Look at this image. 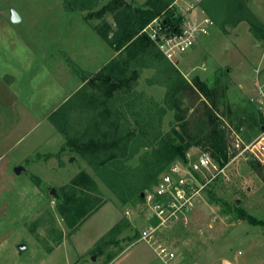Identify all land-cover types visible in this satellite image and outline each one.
I'll use <instances>...</instances> for the list:
<instances>
[{
	"label": "rangeland",
	"instance_id": "obj_1",
	"mask_svg": "<svg viewBox=\"0 0 264 264\" xmlns=\"http://www.w3.org/2000/svg\"><path fill=\"white\" fill-rule=\"evenodd\" d=\"M246 1L0 0V80L17 95L15 104L10 96L3 103L13 106L14 126L24 131L30 124L23 120L25 110L45 118L21 145L28 154L20 163L23 172L9 169L0 184L6 212L0 231L8 232L0 243V264H69L65 246L50 252L69 241V228L81 225L83 216L103 206L104 214L80 227V244L100 232L116 207L144 214L143 192L176 160L158 161L163 139L188 144L193 154L203 149L213 153L207 140L211 108L227 147V177L205 194L188 226L163 231L178 229V234L164 233L186 260L264 264V163L235 147L264 135V129L253 127L254 115L264 116V43L252 41L260 38L248 21L252 15L264 30V9L245 3L242 10L239 4ZM152 4L163 7L156 19L169 32L164 17L180 28L205 16L213 24L187 53L171 60L152 41L142 52L115 53L102 37L106 24L116 29L111 9ZM12 10L18 22L11 21ZM90 49L102 50L103 57L96 59ZM111 60L124 71L120 87L112 90L102 80ZM82 80L84 86L52 112ZM180 81L184 90L174 91ZM200 86L214 91L216 106H210ZM9 116L12 126L14 114L9 111ZM236 208L263 224L241 219ZM122 227L116 225L99 243L104 262L130 246L142 230L120 235ZM179 235L188 242H180Z\"/></svg>",
	"mask_w": 264,
	"mask_h": 264
},
{
	"label": "built area",
	"instance_id": "obj_2",
	"mask_svg": "<svg viewBox=\"0 0 264 264\" xmlns=\"http://www.w3.org/2000/svg\"><path fill=\"white\" fill-rule=\"evenodd\" d=\"M212 24V20L205 16L200 21L190 19L179 31L169 32L159 19H155L142 29L141 34H145L171 60L187 53L201 36L209 33ZM235 147L264 163V135L250 145L244 147L238 142ZM227 168V164L221 166L211 151L205 149L196 154L187 151L184 158L176 159L142 194L141 204L147 224L142 228L139 240L154 247L164 261L174 260L175 253L161 241L159 233L176 225L188 226V218L204 202L205 194L218 181L225 180Z\"/></svg>",
	"mask_w": 264,
	"mask_h": 264
},
{
	"label": "crops",
	"instance_id": "obj_3",
	"mask_svg": "<svg viewBox=\"0 0 264 264\" xmlns=\"http://www.w3.org/2000/svg\"><path fill=\"white\" fill-rule=\"evenodd\" d=\"M248 3V6L250 4H255V7L257 9H264V0H250ZM205 12V11H204ZM206 13V12H205ZM252 41H255L257 44L264 43V40L254 38ZM254 44V43H253ZM252 44V45H253ZM256 46V45H255ZM87 50V49H86ZM92 51V56L94 57L96 53V59L99 57H103L104 52L100 50V53L98 50L94 51L93 49H90ZM89 50V51H90ZM90 51V52H91ZM113 51L116 53V51L113 49ZM88 52V50H87ZM118 53V52H117ZM103 61V58L101 59ZM112 61V60H111ZM110 61V62H111ZM109 62V63H110ZM65 65V64H64ZM105 65V62L103 64V67ZM66 66V65H65ZM65 73V72H64ZM61 81V80H60ZM86 80L79 81L76 86H74L71 91L57 104L55 108L52 109V112L55 111L57 108H59L66 100H68L77 90L82 88L84 86V82ZM260 85V84H258ZM10 96L13 100V104H15V101L17 99V95L13 92L10 85H7L6 82L3 80H0V184L2 183V180L4 177H6V172L10 169L12 171L14 167V172L16 167H22L20 163L24 161L28 154H26V151L21 149V145L23 142L27 140V136L30 134H33L35 131V128L45 119H37L31 110H25V117L24 121L29 122L28 131H24L22 129H19L18 126H14L15 123L18 121L17 115L15 114L12 107H8L3 102V98ZM9 111L14 114L13 118V125L9 124L10 116ZM54 134V132H53ZM20 150V151H19ZM18 152V153H16ZM22 173V172H21ZM20 173V174H21ZM16 175H20L15 173ZM4 208V205L2 203V197L0 196V222L2 221V217L5 216V211L2 209ZM102 207L98 208L97 210H94L93 212H90L82 217L83 222L81 225H75L71 228V235L69 241L66 243L62 242L60 245L55 247L50 253H53L55 250L59 249L60 247L65 246L68 252V258L67 262L69 264H203L199 261V259L196 258H189L186 260L182 255L175 249L171 248L170 238H166L165 234L167 233H177L178 229H173L170 231H163V236H165L162 241L163 243L168 246L171 251H173L176 255V258L172 261H164L158 256V253L156 249L152 246H150L148 243L144 241H140L139 238H136L130 246L124 248L120 253H118L112 260L108 262H104V257L99 254L98 243L106 236L108 233L118 224L123 223V227L120 229V235L126 234L127 232H131V229L136 227L144 228L147 224V219L144 214H139L138 211L135 209L133 211L127 210L130 213L127 215L126 212H122L119 208L116 207L115 212L113 213V216L109 218V222L105 224L100 232L96 235H92L88 241H84V244H80L78 234L80 227L84 226L85 224H90L92 219L96 217L98 214H104L102 213ZM125 229H128L125 230ZM0 230H3L0 225ZM187 230V229H186ZM191 230V229H189ZM184 231V230H183ZM167 232V233H164ZM194 232V231H193ZM6 231H0V243L3 242L7 238ZM178 240L180 242L183 240L185 242H188L186 240V237H183V235L177 236ZM123 243V242H120ZM111 245V244H110ZM184 246V245H183ZM97 249V250H96ZM96 252V253H95ZM95 253V254H94ZM179 253V254H178ZM93 257L96 258V260H93Z\"/></svg>",
	"mask_w": 264,
	"mask_h": 264
},
{
	"label": "trees",
	"instance_id": "obj_4",
	"mask_svg": "<svg viewBox=\"0 0 264 264\" xmlns=\"http://www.w3.org/2000/svg\"><path fill=\"white\" fill-rule=\"evenodd\" d=\"M246 2L240 3L239 7L243 10L246 5ZM165 9V8H164ZM163 11V7H158L156 5L149 6L147 9H139L132 10L130 7L126 6L123 10H118L117 8H112L111 13L114 15V19L116 22V29L113 31L112 27L109 24H106L105 31L102 33L103 39L109 43V45L116 52H142L149 45L152 44L150 39L145 35L141 34L142 29L148 25L151 21L160 16ZM164 21L170 25L172 31H179V25L172 23L169 21V18L164 17ZM248 21L251 25V29L256 36L260 39L264 40V30H259V27H262V24L259 23L252 15L248 16ZM259 23V24H258ZM113 31V32H112ZM260 31V32H259ZM112 33V36H110ZM117 66L112 61L106 65L105 68L109 71V74L104 77L102 80L106 83L109 88L117 89L120 87L122 76L124 71L117 70ZM181 82V84H180ZM174 85V91H183L184 85L183 81H180ZM200 90L205 92V95L208 97L210 106H216L217 101L214 99V91L206 89L205 87L200 86ZM217 99V97H216ZM213 109H209L208 118H209V127L211 128V133L207 136L208 143L213 151V156L216 161L221 165H225L228 161L227 156V147L225 144V139L221 131L218 129V122L213 114ZM254 118H257L254 121L253 127L257 126L259 131H263L264 129V116L262 114H258V116L254 115ZM176 120L181 122L182 117L176 114ZM164 142V150H159L158 161L161 163H169L177 158H184L189 147L188 144L185 146L176 145L172 141H167L163 139ZM142 200V196H141ZM237 212L238 216L241 219L247 220L252 225H262L263 222L257 220L255 217L247 213L241 208H236L234 210ZM105 242L103 239L99 242ZM98 243V244H99ZM107 244V243H105Z\"/></svg>",
	"mask_w": 264,
	"mask_h": 264
},
{
	"label": "water",
	"instance_id": "obj_5",
	"mask_svg": "<svg viewBox=\"0 0 264 264\" xmlns=\"http://www.w3.org/2000/svg\"><path fill=\"white\" fill-rule=\"evenodd\" d=\"M10 19H11L12 22H18L20 20V17L17 15L15 10H12ZM21 172H23V168L22 167H16L15 168V173L20 174ZM51 195L56 196V190L55 189L51 190ZM19 248L21 250H24L26 248V246L25 245H20ZM93 260H96V258L93 257Z\"/></svg>",
	"mask_w": 264,
	"mask_h": 264
}]
</instances>
